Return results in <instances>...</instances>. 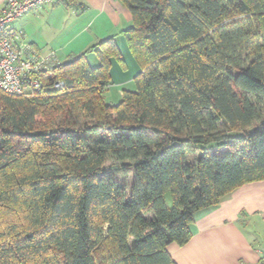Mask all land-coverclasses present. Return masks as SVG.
<instances>
[{
  "label": "trees",
  "instance_id": "16d2710c",
  "mask_svg": "<svg viewBox=\"0 0 264 264\" xmlns=\"http://www.w3.org/2000/svg\"><path fill=\"white\" fill-rule=\"evenodd\" d=\"M121 1L141 72L119 104L116 36L38 95L0 89V264H176L197 210L264 181V0ZM108 161L133 168L129 195Z\"/></svg>",
  "mask_w": 264,
  "mask_h": 264
},
{
  "label": "crops",
  "instance_id": "0c3cea01",
  "mask_svg": "<svg viewBox=\"0 0 264 264\" xmlns=\"http://www.w3.org/2000/svg\"><path fill=\"white\" fill-rule=\"evenodd\" d=\"M4 2L0 0V11ZM130 20L132 24L121 0H64L36 8L11 28L21 31L35 51L54 52L63 64L102 39L117 36L120 25ZM94 54L88 55L89 62ZM113 65L114 60L111 75ZM122 70L128 71L127 63ZM191 232L184 245L167 247L176 264H264V181L244 184L217 205L197 210Z\"/></svg>",
  "mask_w": 264,
  "mask_h": 264
},
{
  "label": "built area",
  "instance_id": "2783aa9c",
  "mask_svg": "<svg viewBox=\"0 0 264 264\" xmlns=\"http://www.w3.org/2000/svg\"><path fill=\"white\" fill-rule=\"evenodd\" d=\"M64 0H5L0 11V89L13 96L33 97L42 93L45 83L41 75L58 64L54 52L41 54L25 41L21 31L11 28L12 22L46 3ZM65 87L56 81L54 89Z\"/></svg>",
  "mask_w": 264,
  "mask_h": 264
},
{
  "label": "rangeland",
  "instance_id": "374dc122",
  "mask_svg": "<svg viewBox=\"0 0 264 264\" xmlns=\"http://www.w3.org/2000/svg\"><path fill=\"white\" fill-rule=\"evenodd\" d=\"M120 26L121 28L119 27L120 29H117V33H115L117 34L116 40L128 65V71L124 72V70H122V68L120 67L119 63L114 60V65L112 69V82L104 93L105 102L113 105H117L122 101L124 90L136 91L137 84L134 78L141 72L139 64L136 62L135 58L133 57L128 48L126 38L122 35V33H119L121 32L120 30H125L129 26H131V20L129 22L125 21ZM91 57V65L94 67L97 66L99 61L98 57L96 55ZM189 158L190 161L194 160L193 155H190ZM111 164L112 162L108 161L105 165L109 176L113 180H115L119 185L124 187L129 195L131 193L132 186L135 180V173L133 168L129 167L126 170H114L112 169ZM168 203L170 204V201H168Z\"/></svg>",
  "mask_w": 264,
  "mask_h": 264
}]
</instances>
